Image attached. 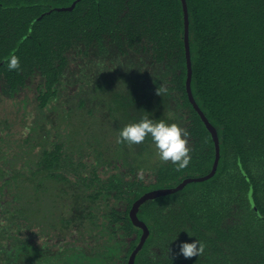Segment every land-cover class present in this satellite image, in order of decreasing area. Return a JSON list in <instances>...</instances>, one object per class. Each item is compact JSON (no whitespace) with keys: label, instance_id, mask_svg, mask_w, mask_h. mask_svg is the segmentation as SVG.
<instances>
[{"label":"trees","instance_id":"trees-1","mask_svg":"<svg viewBox=\"0 0 264 264\" xmlns=\"http://www.w3.org/2000/svg\"><path fill=\"white\" fill-rule=\"evenodd\" d=\"M0 264H264V0H0Z\"/></svg>","mask_w":264,"mask_h":264},{"label":"clouds","instance_id":"clouds-1","mask_svg":"<svg viewBox=\"0 0 264 264\" xmlns=\"http://www.w3.org/2000/svg\"><path fill=\"white\" fill-rule=\"evenodd\" d=\"M9 71L20 70L19 57L12 56L7 61ZM103 71V70H102ZM167 86L160 84L156 88V95L167 94ZM150 137L156 150V156L161 163H172L177 172L185 169L191 161V148L188 146V131L178 123H168L163 119L153 120L144 115L137 122H130L123 126L117 135V144H126L129 147L142 144ZM138 179H143L138 173ZM190 235V234H189ZM191 236V235H190ZM205 245L203 242L194 240L192 242H181L179 254L185 259H192L203 255Z\"/></svg>","mask_w":264,"mask_h":264},{"label":"rangeland","instance_id":"rangeland-1","mask_svg":"<svg viewBox=\"0 0 264 264\" xmlns=\"http://www.w3.org/2000/svg\"><path fill=\"white\" fill-rule=\"evenodd\" d=\"M207 127H208V129L210 130V133H211L213 139H215V141H216V137H217V136H216V134H215L213 128H212L210 125H208Z\"/></svg>","mask_w":264,"mask_h":264}]
</instances>
